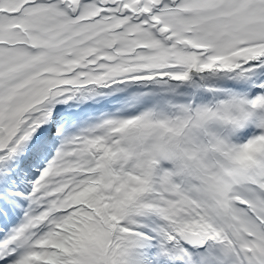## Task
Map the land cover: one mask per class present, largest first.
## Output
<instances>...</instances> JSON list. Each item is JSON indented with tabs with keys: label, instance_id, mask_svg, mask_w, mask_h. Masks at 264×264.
I'll list each match as a JSON object with an SVG mask.
<instances>
[{
	"label": "snow or ice",
	"instance_id": "obj_1",
	"mask_svg": "<svg viewBox=\"0 0 264 264\" xmlns=\"http://www.w3.org/2000/svg\"><path fill=\"white\" fill-rule=\"evenodd\" d=\"M0 264H264V0H0Z\"/></svg>",
	"mask_w": 264,
	"mask_h": 264
}]
</instances>
